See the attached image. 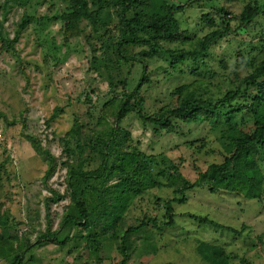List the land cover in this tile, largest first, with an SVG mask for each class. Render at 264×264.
Segmentation results:
<instances>
[{
    "label": "rangeland",
    "instance_id": "rangeland-1",
    "mask_svg": "<svg viewBox=\"0 0 264 264\" xmlns=\"http://www.w3.org/2000/svg\"><path fill=\"white\" fill-rule=\"evenodd\" d=\"M4 1L0 0V217L8 224L0 223V234L5 240L16 236L21 240L12 255L7 247H0V264H14L16 252L35 243L48 221L53 229L60 227L72 202L68 188L70 163L79 168L82 158L85 170L101 165L100 137L115 125L109 111L111 103L124 92L135 90L144 67L134 61L125 63L111 53L112 45L122 35L117 28V7L89 0L90 9L97 13L99 29L85 19L81 35L66 40L65 24L60 19L67 8L65 2L32 0L25 8L16 0L7 5ZM169 1L184 5L189 0ZM222 2L231 7L230 18L244 4L242 0L236 4ZM258 3L264 7V0ZM207 12L196 6L176 12L181 30L195 39L209 34L217 26L205 23L203 14ZM26 13L41 23L46 16L51 19L38 31V22L20 28ZM214 17L218 19L219 15L215 13ZM232 26H237L235 19ZM147 37L141 36L140 40ZM161 44L162 52L147 60L150 81L138 94L144 97L148 114L159 112L167 104L175 105L177 96L173 92L182 84H197L199 95L223 99L254 69L249 62L264 49V13L245 32H232L210 44L208 54L201 58L207 72L200 78L184 65L180 69L184 73L171 75L168 69L170 55L166 51L177 55L194 49L195 43ZM145 48L135 46L128 52L134 56ZM246 120L252 122L251 117L245 116ZM235 122L242 126V116ZM174 124L175 131L170 133L144 124L137 113L131 114L121 123L131 134L124 150L151 155L164 166H173L171 171L176 168L184 178L196 182L209 165L222 162L221 142L209 123ZM36 146L49 150L56 158L51 177H47L49 163ZM260 164L264 171V155ZM114 182L109 181L105 187L110 195ZM181 186L178 183L145 190L113 229L99 223L92 231L96 235L90 236L101 241L98 255L89 246L88 231L73 226L64 231L69 237L65 244L36 246L26 254L24 264H120L124 231L119 228L139 226L143 221L147 225L130 237L127 264H211L200 249L203 241L225 248L228 264H264V194L261 199L250 200L226 190L215 192L208 184L195 187L186 192L184 203H174L175 225L164 226L169 221L168 202L184 197ZM56 195L59 200H52ZM151 219L164 229L160 231Z\"/></svg>",
    "mask_w": 264,
    "mask_h": 264
},
{
    "label": "trees",
    "instance_id": "trees-1",
    "mask_svg": "<svg viewBox=\"0 0 264 264\" xmlns=\"http://www.w3.org/2000/svg\"><path fill=\"white\" fill-rule=\"evenodd\" d=\"M61 1L67 4V8L60 17L65 24L66 40L81 35V24L85 19L92 21L95 29H99L97 13L90 9L89 0ZM227 1L236 4L241 0ZM242 1L244 2L242 8L230 18L231 7L222 0H189L184 5L177 2L170 3L169 0H93L94 3L105 2L118 8L120 23L117 28L122 35L120 40L112 45L111 53L125 63L132 61L143 63V77L134 91L124 92L117 102L114 100L111 103L109 111L110 115H113L115 125L100 137L103 157L101 165L93 170H85L82 158L79 168H76L74 163H70L68 188L72 202L63 216L60 227L53 229L51 221H48L47 227L39 232L35 243L16 252L13 257L14 264H24L26 254L36 246L48 242L65 244L69 237L64 235V231L73 226H80L88 231L89 246L93 248L94 254L98 255L101 250V241L96 236L90 238L96 235L92 233L96 226L103 222L106 228L113 229L134 200L145 190L154 187H170L182 183L180 192L184 194V197L168 202L169 221L163 223L164 226H173L176 223V214L173 212L174 203H184L187 200L188 190L203 187L205 184L211 185L215 192L226 190L250 200L262 198L264 171L260 158L264 155V49L249 62L254 69L243 77L239 84L234 86L235 88H231L223 99L199 95L197 84H182L174 89L173 94L177 96L175 105L167 104L159 112L148 114L145 111L144 97L138 95L143 86L150 81L147 75V60L162 52L161 42L163 41L195 43L194 49L182 50L177 55H174L172 51L169 53L166 51L170 55L167 60L170 64L168 69L171 75L177 71L184 73V69L180 70L184 65L196 74V77H202L207 71L201 58L208 54L210 44L216 38H224L232 32L238 34L241 31L245 32L264 13V7L259 6L258 0ZM4 2L7 5L10 0ZM16 2L25 8L32 4V0H16ZM195 6L208 10L203 14V20L207 25L212 28L217 26L209 34L196 39L188 31L181 30L179 19L176 16V12ZM215 13L219 15L218 19L214 17ZM46 17V20L41 23L34 15L26 13L20 28L38 22L35 29L36 31L41 30L39 26H45V22L51 19L49 16ZM53 17L59 18L58 16ZM234 19L237 21L235 28L232 26ZM144 35L148 37L141 41L140 37ZM140 45L148 48L134 56L129 54V48ZM96 61L94 58L92 62ZM133 113H137L144 124L157 126L170 133L175 131V121L185 124L209 123L211 130L221 142L222 162L209 165L205 171L200 172L198 180L192 183L182 176L180 170L174 168V171H171L173 166H164L163 162L151 155L136 150H124L131 134L122 128L121 123ZM240 115L244 121L242 126L235 122ZM245 116L251 117L250 124L246 123ZM73 133L75 134L74 131ZM37 149L48 161L47 177H51L56 170V158L49 150L41 146ZM114 180L116 182L111 187L112 194L110 195L105 187L109 181ZM110 199L111 203L108 201ZM52 200H59V197L56 195ZM151 220H154V224L160 231L164 229V226L158 225L155 219ZM0 223L7 225L8 221L0 217ZM214 224L233 230L217 222ZM145 225L147 222L143 221L139 226H130L125 230L119 228V231H124L121 238L123 259L120 264L128 263L131 235L141 231ZM20 240L18 236L5 240L0 234V247L2 249L7 247L9 254L12 255V250H16L15 244ZM200 249L211 264H228L225 248L203 241ZM7 255L4 256L7 257Z\"/></svg>",
    "mask_w": 264,
    "mask_h": 264
}]
</instances>
